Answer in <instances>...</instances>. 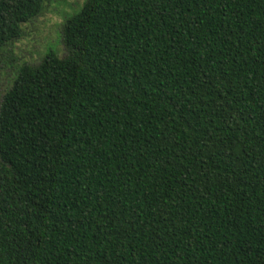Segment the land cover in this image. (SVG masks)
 Segmentation results:
<instances>
[{
	"label": "trees",
	"instance_id": "1",
	"mask_svg": "<svg viewBox=\"0 0 264 264\" xmlns=\"http://www.w3.org/2000/svg\"><path fill=\"white\" fill-rule=\"evenodd\" d=\"M50 0H0V60ZM0 103V264H264V0H86Z\"/></svg>",
	"mask_w": 264,
	"mask_h": 264
},
{
	"label": "rangeland",
	"instance_id": "2",
	"mask_svg": "<svg viewBox=\"0 0 264 264\" xmlns=\"http://www.w3.org/2000/svg\"><path fill=\"white\" fill-rule=\"evenodd\" d=\"M86 0H50L44 11L23 25L24 34L4 51L0 60V103L25 63L37 64L51 50L65 56L63 24L67 16L82 8Z\"/></svg>",
	"mask_w": 264,
	"mask_h": 264
}]
</instances>
